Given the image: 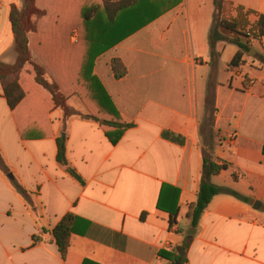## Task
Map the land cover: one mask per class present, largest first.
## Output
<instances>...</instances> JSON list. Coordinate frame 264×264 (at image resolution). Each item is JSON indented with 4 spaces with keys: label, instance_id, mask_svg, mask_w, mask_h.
Returning a JSON list of instances; mask_svg holds the SVG:
<instances>
[{
    "label": "crops",
    "instance_id": "0c3cea01",
    "mask_svg": "<svg viewBox=\"0 0 264 264\" xmlns=\"http://www.w3.org/2000/svg\"><path fill=\"white\" fill-rule=\"evenodd\" d=\"M13 5L20 8L22 0H0V61L7 64L18 58ZM214 11V0H181L96 58L94 73L123 120L135 124L117 144L73 104L66 118L34 75L22 83L26 96L15 109L0 83V264H171L159 252L174 249L193 228L187 212L200 188L201 128L213 109L219 132L213 156L228 168L212 182L248 201L229 194L212 199L187 264H264V37L252 38L251 51L233 67L228 63L238 46L219 41L214 68ZM59 12L61 24L51 20L49 28L68 26L66 11ZM261 15L264 0H226L224 17L245 20L247 29ZM114 58L127 68L122 78L114 76ZM164 130L183 135L185 143L165 139ZM60 135H67V158L85 184L57 161ZM14 181L31 192L35 210ZM164 186L180 190L173 228L158 208ZM67 213L77 219L64 259L53 229Z\"/></svg>",
    "mask_w": 264,
    "mask_h": 264
},
{
    "label": "trees",
    "instance_id": "16d2710c",
    "mask_svg": "<svg viewBox=\"0 0 264 264\" xmlns=\"http://www.w3.org/2000/svg\"><path fill=\"white\" fill-rule=\"evenodd\" d=\"M180 1L48 0L47 2L44 1L46 5L43 7V0H24L26 8L13 5L11 20L18 58L13 64L0 61V83L9 106L11 109H15L25 98L26 92L22 83L29 75H34L36 82L51 93L54 108L61 109L66 118L74 114L67 104V91L45 77L44 69L32 58L31 50L33 49L34 53L46 64L45 69H51L55 72L54 76L58 75L59 79H61V76L64 79L67 77L68 81L73 80L75 87H81L83 91L80 94L87 96L90 101L89 113L81 115V118L99 122L105 129V134L111 143L117 144L125 131L135 127V124L123 120L105 87L94 73V62L99 55L155 20ZM225 3L226 0H214L215 11L209 33L210 64L214 68L217 67L221 56L216 48L219 41L234 43L238 46V52L228 63L229 67H233L239 66L243 57L251 51L252 38L260 39L264 37V15L259 17L256 25L247 29L245 20L224 17ZM30 8L42 11L38 19V26L34 28L28 26L29 21L26 12ZM61 10L66 11L68 15L63 17V22L68 23V28L66 26H63V29L61 26L49 28L48 23L51 20L58 19L61 24L62 19L59 12ZM44 19H48V22H43ZM73 31H77L78 35L81 33L82 38H77L76 42H72L70 33ZM64 33H67V36ZM229 35H232V37ZM111 65L117 79L127 74V68L119 58L112 59ZM27 66H30V68ZM213 101L214 85L211 84L207 97L209 106ZM215 111V109L212 110L211 115L206 119L205 127L201 128L203 161L200 188L197 193V200L190 205L187 212L194 228L198 227L202 215L216 195L229 194L248 201L247 197L233 189L212 182V176L218 175L228 168L226 162L220 163L213 156L214 140L219 136V132L214 129ZM162 136L180 145L185 143L183 135L171 130H164ZM57 149V161L77 181L85 184L83 177L69 163L67 158V135H60L57 138ZM14 186L25 198L27 204L35 210V206L30 201L31 192L17 181H14ZM179 196V189L164 186L158 201V208L169 214L170 228L178 223L180 213ZM76 219L77 217L74 214L67 213L53 229L56 243L64 259L71 246V236L75 232ZM38 241L39 237L35 236L34 244ZM191 242L192 238L185 236L174 249H162L159 255L171 261V264L176 262L187 264V253Z\"/></svg>",
    "mask_w": 264,
    "mask_h": 264
},
{
    "label": "rangeland",
    "instance_id": "374dc122",
    "mask_svg": "<svg viewBox=\"0 0 264 264\" xmlns=\"http://www.w3.org/2000/svg\"><path fill=\"white\" fill-rule=\"evenodd\" d=\"M45 2H47L48 0H43V7H45ZM100 2V1H99ZM26 3L24 2V0H22V5H21V8H26ZM28 10V9H26ZM26 16L28 17V21H29V28L31 27H35V26H38V19L40 18L41 16V13L42 11L40 10H35L34 8H30L29 11L26 12ZM70 39L71 41H77V38H80L81 37V33H77V31H73L70 33ZM64 35L67 36V33H64ZM82 38V37H81ZM228 56V60H230L232 57V55L229 56V53L225 54L224 55V59ZM251 57V56H250ZM224 61V60H223ZM38 63L43 69H44V72H45V77L51 81V82H55L57 84L60 85V87L63 88V90L67 91V96H68V99H67V104L69 107L72 106L73 104V107H76V108H79L81 112L83 113H89L90 111V108L88 107L90 105V101L88 99L87 96H82L80 93L81 91V87L80 88H77L75 87L76 85H74V82L73 80H67V77L64 79V77L61 76V79H59L58 75L57 76H54L55 75V72L51 69H45L44 66H46V64H42V59L41 60H38ZM44 63V62H43ZM30 68V66H27ZM57 74V73H56ZM58 79V80H57ZM71 81V82H70ZM73 82V83H72ZM219 137V136H218ZM217 142V141H215Z\"/></svg>",
    "mask_w": 264,
    "mask_h": 264
},
{
    "label": "water",
    "instance_id": "95a60500",
    "mask_svg": "<svg viewBox=\"0 0 264 264\" xmlns=\"http://www.w3.org/2000/svg\"><path fill=\"white\" fill-rule=\"evenodd\" d=\"M9 177H10V178H13V175L10 174ZM195 231H196V229H195L194 227L191 228V229L189 230L188 237H189V238H192L193 235H194V233H195ZM175 264H183V263H182V262H176Z\"/></svg>",
    "mask_w": 264,
    "mask_h": 264
}]
</instances>
